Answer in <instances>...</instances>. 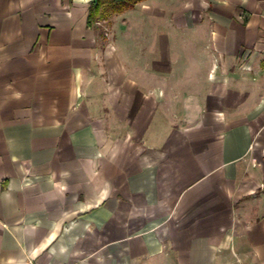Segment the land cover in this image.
Returning <instances> with one entry per match:
<instances>
[{
	"label": "crops",
	"instance_id": "0c3cea01",
	"mask_svg": "<svg viewBox=\"0 0 264 264\" xmlns=\"http://www.w3.org/2000/svg\"><path fill=\"white\" fill-rule=\"evenodd\" d=\"M97 1L0 0V264H264V0Z\"/></svg>",
	"mask_w": 264,
	"mask_h": 264
},
{
	"label": "rangeland",
	"instance_id": "374dc122",
	"mask_svg": "<svg viewBox=\"0 0 264 264\" xmlns=\"http://www.w3.org/2000/svg\"><path fill=\"white\" fill-rule=\"evenodd\" d=\"M110 5L102 6L98 12L94 16V19H96L99 23L97 24V33L101 36H104L105 33H107V30H109V26L111 23L112 15L114 14V10L110 8ZM111 10V11H110Z\"/></svg>",
	"mask_w": 264,
	"mask_h": 264
},
{
	"label": "trees",
	"instance_id": "16d2710c",
	"mask_svg": "<svg viewBox=\"0 0 264 264\" xmlns=\"http://www.w3.org/2000/svg\"><path fill=\"white\" fill-rule=\"evenodd\" d=\"M137 1H139V0H129V1L123 2V3H113V4H111V6H112V9H114V11H121V10L128 9V8L132 7ZM103 4H104V2L102 0H98L95 4L90 6L89 18H88L89 24L94 19V16L96 14H98V12H99L100 8L103 6Z\"/></svg>",
	"mask_w": 264,
	"mask_h": 264
}]
</instances>
